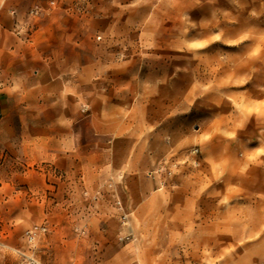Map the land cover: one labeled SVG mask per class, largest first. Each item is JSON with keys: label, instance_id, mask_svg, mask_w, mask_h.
<instances>
[{"label": "rangeland", "instance_id": "obj_1", "mask_svg": "<svg viewBox=\"0 0 264 264\" xmlns=\"http://www.w3.org/2000/svg\"><path fill=\"white\" fill-rule=\"evenodd\" d=\"M0 47V264H264V0H0Z\"/></svg>", "mask_w": 264, "mask_h": 264}, {"label": "built area", "instance_id": "obj_2", "mask_svg": "<svg viewBox=\"0 0 264 264\" xmlns=\"http://www.w3.org/2000/svg\"><path fill=\"white\" fill-rule=\"evenodd\" d=\"M39 229L40 228L38 226H34L32 229L26 231V238L30 243L34 242L36 234ZM26 257L28 258L29 264H39L33 257L31 256H26Z\"/></svg>", "mask_w": 264, "mask_h": 264}, {"label": "crops", "instance_id": "obj_3", "mask_svg": "<svg viewBox=\"0 0 264 264\" xmlns=\"http://www.w3.org/2000/svg\"><path fill=\"white\" fill-rule=\"evenodd\" d=\"M3 51V48L0 47V52L2 53ZM3 57L0 58V60H2ZM4 79H5V76H4V67H3V64L2 62H0V83H3L4 82Z\"/></svg>", "mask_w": 264, "mask_h": 264}]
</instances>
